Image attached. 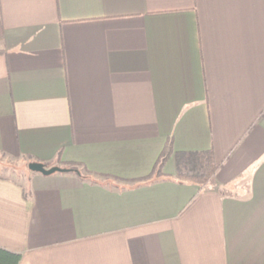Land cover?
Returning a JSON list of instances; mask_svg holds the SVG:
<instances>
[{
  "label": "crops",
  "instance_id": "crops-1",
  "mask_svg": "<svg viewBox=\"0 0 264 264\" xmlns=\"http://www.w3.org/2000/svg\"><path fill=\"white\" fill-rule=\"evenodd\" d=\"M59 154L0 175L19 264H264V0H0V160Z\"/></svg>",
  "mask_w": 264,
  "mask_h": 264
},
{
  "label": "trees",
  "instance_id": "trees-1",
  "mask_svg": "<svg viewBox=\"0 0 264 264\" xmlns=\"http://www.w3.org/2000/svg\"><path fill=\"white\" fill-rule=\"evenodd\" d=\"M172 153V141H167L165 148L161 155L158 158V161L155 165L153 174H161L162 168L166 162V160L169 158L170 154ZM191 156V155H190ZM56 163L61 165V167H65L69 169L71 173H75L79 175L78 167L79 164L75 163H68L63 164L60 162V154L57 157ZM191 163L193 164V170L190 172H180L179 176L183 177L187 181H193L200 185H205L209 179L214 174L216 167L213 164L212 154L211 152H208L206 154H203V156L194 157L191 160ZM59 165V166H60ZM82 170L85 173H88L85 168H82ZM21 259V255L17 253L9 252L3 248L0 247V264H19Z\"/></svg>",
  "mask_w": 264,
  "mask_h": 264
},
{
  "label": "rangeland",
  "instance_id": "rangeland-1",
  "mask_svg": "<svg viewBox=\"0 0 264 264\" xmlns=\"http://www.w3.org/2000/svg\"><path fill=\"white\" fill-rule=\"evenodd\" d=\"M27 167L21 161L18 160H0V175L9 177L11 179L19 181L21 184L25 182V176L27 174Z\"/></svg>",
  "mask_w": 264,
  "mask_h": 264
},
{
  "label": "water",
  "instance_id": "water-1",
  "mask_svg": "<svg viewBox=\"0 0 264 264\" xmlns=\"http://www.w3.org/2000/svg\"><path fill=\"white\" fill-rule=\"evenodd\" d=\"M27 167L30 172L39 173L44 176H49L54 173H67L70 171L69 169L59 168L56 166L47 168L40 163H29Z\"/></svg>",
  "mask_w": 264,
  "mask_h": 264
}]
</instances>
